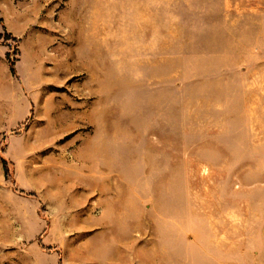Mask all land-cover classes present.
Listing matches in <instances>:
<instances>
[{
  "label": "rangeland",
  "instance_id": "rangeland-1",
  "mask_svg": "<svg viewBox=\"0 0 264 264\" xmlns=\"http://www.w3.org/2000/svg\"><path fill=\"white\" fill-rule=\"evenodd\" d=\"M0 264H264V0H0Z\"/></svg>",
  "mask_w": 264,
  "mask_h": 264
},
{
  "label": "trees",
  "instance_id": "trees-1",
  "mask_svg": "<svg viewBox=\"0 0 264 264\" xmlns=\"http://www.w3.org/2000/svg\"><path fill=\"white\" fill-rule=\"evenodd\" d=\"M12 39H14V40H17L16 39V37H14V36H11V35H9ZM8 57H9V54H8ZM10 66H11V70H12V72L14 73V66H15V63L13 62V61H11L10 60ZM4 167H5V172H6V174L8 173V166H7V161L6 160H4Z\"/></svg>",
  "mask_w": 264,
  "mask_h": 264
}]
</instances>
